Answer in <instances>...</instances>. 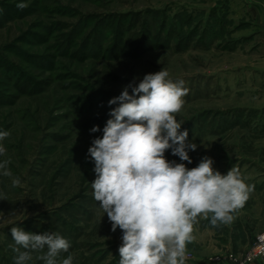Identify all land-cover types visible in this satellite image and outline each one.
<instances>
[{"label":"rangeland","instance_id":"374dc122","mask_svg":"<svg viewBox=\"0 0 264 264\" xmlns=\"http://www.w3.org/2000/svg\"><path fill=\"white\" fill-rule=\"evenodd\" d=\"M20 2L28 7L18 9ZM254 5L264 9V0H0V131L10 132L0 141L6 148L0 160L10 159L21 181L13 187L11 177L0 175V264H14L11 227L68 239L71 247L57 264L69 254L73 264H119L122 231H111L93 197L88 149L118 106L108 101L162 68L185 81L189 91L177 119L197 145L188 153L191 164L171 149L165 158L190 169L207 156L221 174L232 166L245 177L261 173L264 15L255 17ZM122 18L130 28L122 54L66 51L80 47L102 19ZM94 126L100 131L91 132ZM233 215L231 224L217 227L199 219L186 264L215 263L229 253L241 258L250 249L261 216L247 202ZM46 251L33 252L28 264H44L38 257Z\"/></svg>","mask_w":264,"mask_h":264},{"label":"clouds","instance_id":"9594fccd","mask_svg":"<svg viewBox=\"0 0 264 264\" xmlns=\"http://www.w3.org/2000/svg\"><path fill=\"white\" fill-rule=\"evenodd\" d=\"M16 6L23 10L28 4ZM188 91L184 80H172L164 68L146 74L138 85L130 83L108 101L118 106L109 112L102 138H95L88 149L95 162L93 197L107 214L111 231H122L119 264H186L187 244L194 239L199 219L210 218L213 227L231 224L233 213L255 190L237 166L221 174L207 156L190 169L165 158L171 149L172 155L192 163L188 153L197 145L189 142L188 130L181 131L177 119ZM90 131L100 129L94 126ZM9 135L0 131V141ZM4 155L6 148L0 144V156ZM10 163L0 160V175L11 177L13 187L21 186ZM10 232L16 245L14 264H28L33 252L45 248L38 259L57 264L59 254L71 247L56 232L36 234L21 227H11ZM73 259L69 254L62 264H73Z\"/></svg>","mask_w":264,"mask_h":264},{"label":"trees","instance_id":"16d2710c","mask_svg":"<svg viewBox=\"0 0 264 264\" xmlns=\"http://www.w3.org/2000/svg\"><path fill=\"white\" fill-rule=\"evenodd\" d=\"M127 21L128 20L126 18H122L119 19L116 23H114L112 20L102 19L101 22L98 24L99 26L91 29L90 33H88V35L84 37L83 40L84 42L81 44L80 47H76L77 46L76 43L74 45L73 42L75 39H77L76 42H78L83 37L82 36L83 28L79 30H75L71 36L72 38L71 42L73 43V45L70 46L66 45L65 47L67 49L66 51L75 50V53L79 55L86 56L90 54L89 56L92 57L96 56V54L101 55L104 51L107 50L115 51L113 53L116 54H122L124 52V48L126 47L125 44L126 33L130 30L129 26L127 25ZM111 32L115 33L112 41L110 38L111 36L110 34H112ZM146 37L150 38L151 35L147 33ZM157 38L158 37H156L155 41H158ZM106 43L108 44L107 47L105 46Z\"/></svg>","mask_w":264,"mask_h":264},{"label":"crops","instance_id":"0c3cea01","mask_svg":"<svg viewBox=\"0 0 264 264\" xmlns=\"http://www.w3.org/2000/svg\"><path fill=\"white\" fill-rule=\"evenodd\" d=\"M252 12L255 13V17L261 15H264V9L263 7H261L260 5H254L251 7ZM247 180L246 182L248 184H254L255 185V190L254 192L251 193L249 200L247 201L249 207L252 208L253 212L255 214H258L261 216L260 218V223H261V230L264 229V163H263V167L261 170V173L259 174H253V175H246ZM259 232H257L255 235L254 233L252 234L253 237V241L255 236L258 234ZM253 243V242H252ZM200 264H216V263H209L208 261L204 260L202 263ZM218 264H222V263H218ZM252 264H264V260H259L257 262H254Z\"/></svg>","mask_w":264,"mask_h":264},{"label":"built area","instance_id":"2783aa9c","mask_svg":"<svg viewBox=\"0 0 264 264\" xmlns=\"http://www.w3.org/2000/svg\"><path fill=\"white\" fill-rule=\"evenodd\" d=\"M262 237H264V229L255 236L252 246L241 258L229 253L217 256L212 261L222 264H252L264 260V239Z\"/></svg>","mask_w":264,"mask_h":264}]
</instances>
